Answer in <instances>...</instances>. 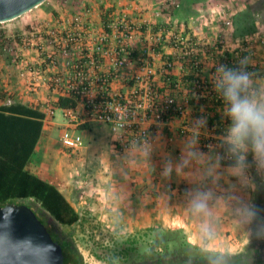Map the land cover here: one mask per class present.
<instances>
[{
    "label": "crops",
    "instance_id": "obj_1",
    "mask_svg": "<svg viewBox=\"0 0 264 264\" xmlns=\"http://www.w3.org/2000/svg\"><path fill=\"white\" fill-rule=\"evenodd\" d=\"M204 2L208 3L206 0ZM229 3L231 1L227 2L228 7H230ZM186 4V1L182 2V7ZM192 7V11L185 7V11L181 13H179L181 9H177L178 14L173 16L178 24L189 29L187 31L193 33L195 38L199 36L196 39L200 45L198 55L203 62L201 76L214 82L215 86L218 69V64L213 60L215 51L217 55L221 53L222 56L233 59V63L258 68L259 74L252 76V79L254 82L264 84V46L257 45L255 56L237 52L227 44L221 49L214 48V44L208 37L222 33L218 25L213 23L216 18L209 20L207 25V22H204L206 20L202 19V17L205 18L202 12L194 5ZM197 21L207 25L204 26L206 28L198 26ZM261 36H264V30H254L246 35L254 39ZM202 37H204L203 41H200ZM164 52L169 54L173 52V49L166 47ZM162 64V59L157 56L156 68ZM173 73L176 76L179 75L180 67L174 68ZM37 98L42 102L45 101L44 98L35 96L19 99L16 103L37 108L33 106L37 104ZM211 99L194 96L189 85H184L178 94V101L184 103L188 109L192 128L190 132L184 133L182 120L176 118L162 127L150 144L138 145L126 152L117 151L119 154L115 155L117 159L113 170L108 174H101L103 176L99 179L100 183L96 191L100 192L105 200V204L100 206L99 211L105 216H110L111 224L116 227H125L129 233L148 227L177 228L185 232L191 243L221 253L236 254L247 251L254 240L256 231L255 248L264 254V174L257 171L254 154L251 151L247 153L249 167L246 172L251 180L247 186L230 174L229 169L233 165L221 163L219 144L226 141L230 124L228 123L226 128L218 131L215 130L214 125L211 126V119L215 121L218 117L225 121L228 117L225 113V103L215 105ZM38 108L45 111L42 107ZM88 132L90 131L83 130L84 134H89ZM47 133L45 117L39 139L31 155L27 160L17 164L21 165L23 171H29L44 181L58 178L65 184L61 188L64 194L68 189L69 178L62 172L66 168L68 170V166H77L78 161L70 160L64 154L59 155V152L55 151L58 146L55 138L48 136ZM208 138L215 139L219 144H215L210 149L204 148L203 142ZM189 149L206 157L205 162L199 164L195 160H190L184 164L183 161ZM59 156L63 157L64 163L69 165L62 166L63 161ZM196 191H210L213 194L209 200L211 217L192 212L190 193ZM64 196L67 198L65 194ZM18 200L28 202L30 199H15V201ZM238 200L251 203L258 209L259 218L254 224H246L237 215L235 208ZM206 221L214 229V236L210 240L206 239L200 231L201 225ZM259 264H264V260Z\"/></svg>",
    "mask_w": 264,
    "mask_h": 264
},
{
    "label": "built area",
    "instance_id": "obj_2",
    "mask_svg": "<svg viewBox=\"0 0 264 264\" xmlns=\"http://www.w3.org/2000/svg\"><path fill=\"white\" fill-rule=\"evenodd\" d=\"M160 3L162 12L157 14L168 15L161 22L149 20L139 26L124 18L115 22L109 20L107 10L103 14L108 19H103L101 30H85L80 22H74L78 30L37 29V48L45 54L40 62L42 77L58 93V99L66 96L76 101L75 107L63 109L66 121L60 140L66 148H81L83 137L73 127L92 122L110 127L118 152L150 144L158 131L176 118L182 120L183 132L187 133L192 128L187 107L178 101L182 87L187 84L194 96L213 99L217 91L214 82L201 76L199 42L170 13L172 7L180 6V0ZM231 17L225 15L222 23L232 26ZM144 27L146 30H142ZM166 47L173 52H164ZM239 51L253 54L254 50L252 44L241 43ZM157 56L163 61L159 68L155 66ZM59 57L64 59L67 70L51 73ZM224 65L218 68L231 69L228 63ZM239 65V69L254 72L251 65ZM177 67L181 73L176 76L173 69ZM42 77L37 73V86ZM217 143L208 138L203 146L210 149ZM219 145L221 159L232 160L226 142Z\"/></svg>",
    "mask_w": 264,
    "mask_h": 264
},
{
    "label": "rangeland",
    "instance_id": "obj_3",
    "mask_svg": "<svg viewBox=\"0 0 264 264\" xmlns=\"http://www.w3.org/2000/svg\"><path fill=\"white\" fill-rule=\"evenodd\" d=\"M204 1L188 0L186 6L183 5L180 12H177L185 11V7L189 11L193 10L194 5L204 15L205 18L202 17V19L206 20L204 22H207V25L209 20L216 18L213 23L222 30V33L208 37L214 44V48H221V45L227 44L240 52L241 43L252 44L254 51L250 56H255L257 45L264 46V42L261 41L264 36L257 39L246 36L237 37L234 19L238 13L252 10L257 18L254 30H264V0H206L208 3ZM228 1H231L230 7L227 6ZM160 2L161 0H46L20 17L0 22V105L16 103L17 100L26 97L44 98V102L37 98V104L33 106L42 107L45 110L47 135L53 136L58 144L55 151L59 152V155L64 154L70 160L78 161L77 166H68L69 164L64 163L65 159L59 156L63 161L62 166H68V170L66 168L62 172L69 178L68 189L64 194L79 212V220L72 225H63L48 215L45 218L49 227L58 233L61 239L75 243L83 255L84 264H110L108 260L113 258L117 242L122 237L135 232L129 233L125 227L114 226L111 224L110 216H105L99 211L100 206L105 204L103 196L96 191L100 183L99 179L103 176L101 174H108L113 170L117 159L115 155L118 153L110 127L93 122L82 124L73 127L83 137L84 142L81 148L69 149L61 143L60 136L66 120L63 109L56 106L58 93L51 90L48 81L42 77L40 62L45 54L37 48L40 40L37 29L78 30L74 22H80L85 30H101L103 12L106 10L111 14L109 20L115 22L121 18L135 22L137 26L150 21L161 22L168 15L167 12L163 13L164 16L157 14L162 12L163 5ZM181 6L180 0V6L175 9ZM228 14L232 16V26L222 23L224 16ZM87 22L92 25L89 27ZM198 22L196 23L198 26L206 28L204 26L207 25ZM142 30H146L145 27ZM203 38H200V41H203ZM217 54V52L213 54V60L216 62L221 57ZM66 70L64 59L59 57L57 67L51 68V73H64ZM37 73L43 78L38 81V86ZM258 74V68L254 67L252 76ZM85 125L87 126L84 127ZM85 129L90 131L89 134L83 133ZM16 202L27 203L20 200ZM32 205L36 209L40 208L37 203Z\"/></svg>",
    "mask_w": 264,
    "mask_h": 264
},
{
    "label": "trees",
    "instance_id": "obj_4",
    "mask_svg": "<svg viewBox=\"0 0 264 264\" xmlns=\"http://www.w3.org/2000/svg\"><path fill=\"white\" fill-rule=\"evenodd\" d=\"M188 0H181L182 2ZM182 9L179 8V10ZM176 11V12H175ZM107 13V10H106ZM103 19L107 21V16ZM170 13L177 15V9L172 7ZM257 18L252 10L243 11L235 16L236 36L244 37L255 29ZM217 60L218 65L228 63L234 70H240V65L233 63V59L222 56ZM248 69V66H246ZM215 95L211 100L215 105L224 104L221 95ZM56 106L67 109L76 106L73 98L60 96ZM45 113L38 107H31L21 103L0 105V206L7 202H16L17 198L30 199L26 204L30 206L45 223L55 240L60 241L64 264H84L83 255L71 240H63L58 233H53L46 216L63 225H72L79 220L80 214L61 192L64 183L58 178L44 181L29 171H23L18 162H23L31 155L44 125ZM215 130L226 128L231 124L229 117L221 120L217 117L210 120ZM85 125L84 127H86ZM227 145V144H226ZM228 146V145H227ZM6 161L3 163V161ZM221 163L233 165L234 160ZM12 175L11 177H9ZM37 203L36 209L32 204ZM257 234L249 249L245 252L230 254L215 252L191 243L185 232L177 228L148 227L121 238L114 248L110 264H259L264 260L262 252L255 248Z\"/></svg>",
    "mask_w": 264,
    "mask_h": 264
},
{
    "label": "clouds",
    "instance_id": "obj_5",
    "mask_svg": "<svg viewBox=\"0 0 264 264\" xmlns=\"http://www.w3.org/2000/svg\"><path fill=\"white\" fill-rule=\"evenodd\" d=\"M215 88L221 95L226 105L225 113L231 120L225 141L229 156L234 160L229 172L247 186L251 183L246 172L249 167V151L254 154L257 171L264 174V84L254 82L252 74L243 69L234 70L221 66L217 69ZM190 160L203 164L206 157L189 149L183 163L187 164ZM190 195L192 212L211 217L209 200L213 194L210 191H196ZM235 212L248 225L254 224L259 218L258 209L243 200H238ZM200 231L206 239L210 240L214 236L213 226L207 221L201 225Z\"/></svg>",
    "mask_w": 264,
    "mask_h": 264
},
{
    "label": "water",
    "instance_id": "obj_6",
    "mask_svg": "<svg viewBox=\"0 0 264 264\" xmlns=\"http://www.w3.org/2000/svg\"><path fill=\"white\" fill-rule=\"evenodd\" d=\"M46 0H0V22L22 16ZM0 264H64L60 241L26 204L0 206Z\"/></svg>",
    "mask_w": 264,
    "mask_h": 264
},
{
    "label": "flooded vegetation",
    "instance_id": "obj_7",
    "mask_svg": "<svg viewBox=\"0 0 264 264\" xmlns=\"http://www.w3.org/2000/svg\"><path fill=\"white\" fill-rule=\"evenodd\" d=\"M52 231H53V233H55L56 234V232L52 229ZM58 236H60V235H58Z\"/></svg>",
    "mask_w": 264,
    "mask_h": 264
}]
</instances>
